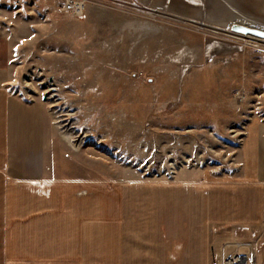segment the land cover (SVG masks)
<instances>
[{
    "label": "rangeland",
    "instance_id": "1",
    "mask_svg": "<svg viewBox=\"0 0 264 264\" xmlns=\"http://www.w3.org/2000/svg\"><path fill=\"white\" fill-rule=\"evenodd\" d=\"M233 23L264 30V0H0V71L47 108L53 175L101 182L102 232L153 264H211L234 237L191 203L218 187H184L235 171L264 123V41Z\"/></svg>",
    "mask_w": 264,
    "mask_h": 264
},
{
    "label": "crops",
    "instance_id": "2",
    "mask_svg": "<svg viewBox=\"0 0 264 264\" xmlns=\"http://www.w3.org/2000/svg\"><path fill=\"white\" fill-rule=\"evenodd\" d=\"M11 79L0 71V264H153L149 248L140 252L128 244L134 235L102 232L101 182L55 178L48 110L15 94ZM244 135L235 171L220 182L184 185L218 187L210 198L190 200L205 218L229 226L234 237L227 241L264 229V123L252 120ZM119 239L126 241L120 247ZM260 243L264 264V239ZM160 262L166 264L165 255Z\"/></svg>",
    "mask_w": 264,
    "mask_h": 264
},
{
    "label": "built area",
    "instance_id": "3",
    "mask_svg": "<svg viewBox=\"0 0 264 264\" xmlns=\"http://www.w3.org/2000/svg\"><path fill=\"white\" fill-rule=\"evenodd\" d=\"M75 8L70 2L62 5L64 12H72ZM260 244V241L249 244L226 241L212 256L211 264H260Z\"/></svg>",
    "mask_w": 264,
    "mask_h": 264
},
{
    "label": "water",
    "instance_id": "4",
    "mask_svg": "<svg viewBox=\"0 0 264 264\" xmlns=\"http://www.w3.org/2000/svg\"><path fill=\"white\" fill-rule=\"evenodd\" d=\"M221 31H223V29H221ZM229 32L234 35H240L244 37H253V38L264 40V30H261L255 27H249L246 25L233 23L231 25V31Z\"/></svg>",
    "mask_w": 264,
    "mask_h": 264
},
{
    "label": "bare ground",
    "instance_id": "5",
    "mask_svg": "<svg viewBox=\"0 0 264 264\" xmlns=\"http://www.w3.org/2000/svg\"><path fill=\"white\" fill-rule=\"evenodd\" d=\"M236 24H238V23H236ZM241 25H243V24H241ZM246 26H247V25H246ZM249 27H251V26H249ZM214 30L218 31V30H221V29H219V28H214ZM229 33H230V32H229ZM247 38L252 39L253 37H247ZM253 39H257V38H253ZM257 40H262V39H257ZM263 41H264V40H263ZM174 63H179V61L175 59ZM113 93H114V92H113Z\"/></svg>",
    "mask_w": 264,
    "mask_h": 264
}]
</instances>
